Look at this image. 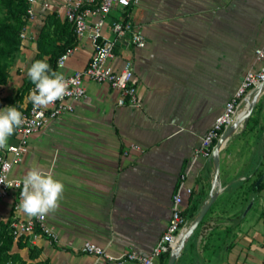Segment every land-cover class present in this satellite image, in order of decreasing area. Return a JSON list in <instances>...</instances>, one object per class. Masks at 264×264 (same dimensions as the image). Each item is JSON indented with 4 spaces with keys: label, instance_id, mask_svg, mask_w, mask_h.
Masks as SVG:
<instances>
[{
    "label": "crops",
    "instance_id": "1",
    "mask_svg": "<svg viewBox=\"0 0 264 264\" xmlns=\"http://www.w3.org/2000/svg\"><path fill=\"white\" fill-rule=\"evenodd\" d=\"M62 3L37 0L30 36L21 40L14 68L26 60L30 67L43 18L55 11L64 19ZM131 18L144 26L146 44L134 47L121 38L112 64L132 61L140 104L117 105L115 90L85 80L86 95L71 112L31 134L11 170L24 178L38 167L64 184L58 209L46 215L57 239L38 235L23 247L13 239L10 251L26 260L36 246L35 259L47 264H112L85 252L84 240L113 252L150 251L169 221L179 175L201 136L245 71L264 66V57L255 55L264 42V0H139ZM90 54L91 43L83 38L54 71L64 75L82 68ZM26 74L6 81L3 95L12 97ZM6 106L4 99L1 109ZM130 143L140 150L123 154ZM261 153L264 91L244 129L237 128L220 151L217 196L188 237L181 264H264V185L248 200L250 183L264 171ZM212 178V163L197 156L185 178L192 192L183 193V209L195 204L197 210L209 196ZM10 214L11 198H0V222Z\"/></svg>",
    "mask_w": 264,
    "mask_h": 264
},
{
    "label": "built area",
    "instance_id": "2",
    "mask_svg": "<svg viewBox=\"0 0 264 264\" xmlns=\"http://www.w3.org/2000/svg\"><path fill=\"white\" fill-rule=\"evenodd\" d=\"M37 0H28L27 20L19 31L21 40L30 36L29 22L35 16ZM139 0H63L64 18L70 22L76 43L86 38L91 43V54L85 66L64 74L68 83L67 94L50 104L47 108L34 109L29 99L33 84L27 95L17 108L24 117V123L15 129L13 139L0 148V198H11V214L9 231L14 240L19 238H34L47 235L55 241L57 235L46 223L44 218L31 217L24 213L19 204L23 177L13 176L11 170L15 163L21 161L27 149L28 137L39 131L52 118L74 109V102L86 95L85 80L96 83H106L117 92V105L138 106L140 104L137 87L133 79V66L130 59H123L119 67L112 61L118 56V42L127 37L134 47H144L147 41L144 26L131 18V9ZM76 45V44H75ZM74 46L66 48L56 60V67H62ZM257 58L264 57V42L256 47ZM117 68V69H116ZM264 82V66L258 69H248L242 76L236 90L224 104L220 114L216 116L211 126L201 136L195 148L190 164H186L179 175L171 200V215L169 221L150 251L142 253L134 248L121 252H113L105 245L93 240H84L82 248L85 252L98 256L112 264H155L163 253H169L176 238L191 219L183 212V193H191L192 188L185 185V178L191 164L197 156L208 160L214 144L223 129L230 123L234 115L244 107L247 95L254 87ZM245 103V104H244ZM130 150H140L136 143L127 144L123 154ZM11 184L12 187H7ZM19 186L17 187V185Z\"/></svg>",
    "mask_w": 264,
    "mask_h": 264
},
{
    "label": "trees",
    "instance_id": "3",
    "mask_svg": "<svg viewBox=\"0 0 264 264\" xmlns=\"http://www.w3.org/2000/svg\"><path fill=\"white\" fill-rule=\"evenodd\" d=\"M0 5L5 11V16L0 20V109L4 99L10 106L18 108L19 103L33 85L31 79L26 74L14 95L9 98L3 95L2 86L7 81L10 62L21 44L19 31L27 20L28 0H0ZM75 44L76 40L70 22L65 18L61 19L55 11L49 12L44 16L39 27L36 37V53L31 59L30 66L36 60L45 59L50 65V69L54 71L57 57L66 48ZM262 174L264 175V171H259L257 177L250 183L248 200L263 187L264 177L258 186L255 185L256 179ZM195 210V204H192L188 208H184L183 212L189 219H192ZM9 223L10 217L6 221L0 222V264H47L46 260L35 259L39 254V248L36 246L29 248L31 260L24 259L19 252L10 251L13 238L9 231ZM26 243L27 238H19L17 245L23 247ZM167 257L168 253L161 254L158 258L159 264H165Z\"/></svg>",
    "mask_w": 264,
    "mask_h": 264
},
{
    "label": "clouds",
    "instance_id": "4",
    "mask_svg": "<svg viewBox=\"0 0 264 264\" xmlns=\"http://www.w3.org/2000/svg\"><path fill=\"white\" fill-rule=\"evenodd\" d=\"M35 88L29 99L34 109L47 108L62 99L68 90V83L62 73L52 71L45 59L36 60L27 71ZM24 123L22 113L14 106L0 109V148L7 145L8 138ZM0 183H4L0 180ZM20 209L31 217L44 218L59 207L64 184L38 167L30 169L22 180ZM11 188V184H6ZM19 184L17 185V187Z\"/></svg>",
    "mask_w": 264,
    "mask_h": 264
},
{
    "label": "water",
    "instance_id": "5",
    "mask_svg": "<svg viewBox=\"0 0 264 264\" xmlns=\"http://www.w3.org/2000/svg\"><path fill=\"white\" fill-rule=\"evenodd\" d=\"M260 88V92L256 98H254L252 101L247 102V104L244 105L243 108H241L233 117V119L230 121V123L223 129V131L220 133L219 137L217 138L214 147L212 149V152L208 158V160L213 165V178H212V188L209 193L208 198L197 208L195 211L194 216L189 221L188 225L183 228V230L180 232L178 237L175 240V243L173 244L172 248L170 249L168 253V257L165 264H175L182 252V249L188 239V237L193 233V231L197 228L199 223L201 222L203 216L207 212L209 206L212 204L214 199L217 196V177L219 174V155L221 149L224 147L227 139L230 137V135L239 127L240 124L243 123V121L247 120L249 115L251 114L253 108L255 107L259 95L262 93L264 89V82L263 84H260L253 88V90H256ZM264 175H260L256 181L255 185L258 186L260 181L263 179ZM253 200H250L248 204L245 207V211H247L250 206L252 205Z\"/></svg>",
    "mask_w": 264,
    "mask_h": 264
},
{
    "label": "rangeland",
    "instance_id": "6",
    "mask_svg": "<svg viewBox=\"0 0 264 264\" xmlns=\"http://www.w3.org/2000/svg\"><path fill=\"white\" fill-rule=\"evenodd\" d=\"M5 16V11H4V9L2 8V6L0 5V20L3 18ZM15 54H16V52H15ZM14 57H15V55H14ZM14 65H15V58H13L12 60H11V62H10V65H9V67H8V76H7V81H9V80H12V81H18V78H19V75H20V73H24V72H27L28 71V66H29V62L26 60V61H24L22 64H20V65H17L18 67H16V68H18V70H16V68H14ZM13 66V67H12ZM19 68H21V69H19ZM14 70H16L17 71V73H16V71H14ZM16 73V74H15ZM16 76H17V79H16ZM263 91H264V89H263ZM262 91V92H263ZM262 94V93H261ZM260 94V95H261ZM259 95V96H260ZM245 122H246V120L245 121H243V123L242 124H240L239 125V130H242V129H244V126H245ZM260 161L261 162H264V153H261L260 154ZM184 248V247H183ZM183 250V249H182ZM182 252H181V254H180V257L182 258ZM166 260H167V258H166ZM165 263H166V261H165ZM175 264H181V261L179 260V258H178V260H177V262L175 263Z\"/></svg>",
    "mask_w": 264,
    "mask_h": 264
},
{
    "label": "bare ground",
    "instance_id": "7",
    "mask_svg": "<svg viewBox=\"0 0 264 264\" xmlns=\"http://www.w3.org/2000/svg\"><path fill=\"white\" fill-rule=\"evenodd\" d=\"M260 88L256 89V90H252L246 97L245 99V103L252 101L254 98H256V96H258L259 92H260ZM244 103V104H245ZM219 171H220V167H219ZM220 173V172H219ZM218 178H219V174L217 177V182H218ZM175 243V242H174Z\"/></svg>",
    "mask_w": 264,
    "mask_h": 264
}]
</instances>
